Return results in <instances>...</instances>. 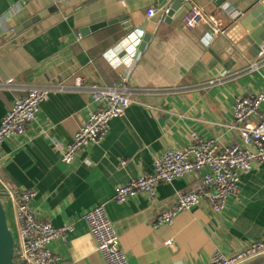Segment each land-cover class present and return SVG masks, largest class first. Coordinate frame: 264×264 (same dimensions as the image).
Returning <instances> with one entry per match:
<instances>
[{
	"label": "crops",
	"instance_id": "1",
	"mask_svg": "<svg viewBox=\"0 0 264 264\" xmlns=\"http://www.w3.org/2000/svg\"><path fill=\"white\" fill-rule=\"evenodd\" d=\"M62 1L0 0V123L18 97L32 88L49 90L26 134L4 142L0 186L34 190L30 205L39 216L55 226L74 224L50 245L53 252L76 264H106L83 219L101 203L130 264H208L217 251L229 255L263 239L264 165L241 175L239 191L223 211L205 201L162 226H155L159 214L178 192L195 189L202 171L161 182L155 198L140 193L118 202L114 196L117 186L152 172L166 149L188 144L192 132L221 146L238 143L233 105L238 97L264 90V63H258L264 56H252L245 47L230 52L212 47L210 23L190 29L181 18L162 21L172 0H87L47 16L30 29L31 36H12L16 26ZM191 1L213 14L223 30L219 35H226L235 14L252 0L220 6L215 0ZM150 8L156 9L151 16ZM116 18L127 19L133 29L126 32L119 21L87 35L80 31ZM254 63L260 66L253 69ZM125 76L132 100L126 113L110 121L100 142L73 163L63 162L53 141L71 142L95 108L94 87L119 88ZM78 77L84 80L80 87ZM241 264H264V255Z\"/></svg>",
	"mask_w": 264,
	"mask_h": 264
},
{
	"label": "built area",
	"instance_id": "2",
	"mask_svg": "<svg viewBox=\"0 0 264 264\" xmlns=\"http://www.w3.org/2000/svg\"><path fill=\"white\" fill-rule=\"evenodd\" d=\"M168 10L169 7L165 8L163 14L166 15ZM155 11V8H150L148 15H153ZM183 23L190 29L210 23L214 28L213 36L223 33V30L217 26L214 15L206 13L196 5H192L185 14ZM259 55L264 56V46L259 51ZM258 63H264V59ZM258 63L252 64L251 67L258 68L260 66ZM83 81L78 77L76 85L82 86ZM126 81L125 76L119 88L94 87L92 97L95 108L88 113L86 121L80 126L73 140L53 141L55 146L60 148L63 162L73 163L83 149L100 142L105 137L112 119L126 113L132 102L125 91ZM48 97V89L32 88L18 97L2 116L0 170L5 159L4 142L26 134L28 126L36 120L41 104ZM263 103L264 90L235 100L233 124L239 130L238 143L221 146L215 138H205L197 132H192L188 144L170 147L158 155L152 172L141 174L117 186L114 199L125 202L140 193L155 198L157 187L161 182H171L178 177L202 171L199 185L193 190L178 192L172 205L159 214L155 226L171 224L178 212L205 201L215 211H223L228 198L239 191L241 175L264 165V113L261 111ZM125 162L121 160V163ZM1 191L3 201L9 202L14 211L18 239V245L15 247V264H76L59 258L50 247L54 241L74 230L73 223L64 222L60 226H55L39 216L30 205L35 196V191L32 189L16 190L6 185L1 186ZM83 219L106 264H130L127 254L121 248L119 235L108 217L105 203L88 209ZM171 243L172 240L167 242V244ZM262 255H264V238L253 241L245 248L229 255L217 251L208 264H241Z\"/></svg>",
	"mask_w": 264,
	"mask_h": 264
},
{
	"label": "water",
	"instance_id": "3",
	"mask_svg": "<svg viewBox=\"0 0 264 264\" xmlns=\"http://www.w3.org/2000/svg\"><path fill=\"white\" fill-rule=\"evenodd\" d=\"M87 0H64L37 13L29 20L19 24L13 29L12 36L23 39V34L33 35L34 26L44 20L47 16L58 12H64L73 6ZM228 0H215V5L220 6ZM260 0H252L240 13L235 14L226 32V35H216L212 38V47H223L227 52L235 51L237 48H249L252 56L259 52L264 46V5L259 4ZM192 1L172 0L166 15L161 12L160 18L164 15V22L173 24L179 18L183 19L191 9ZM122 22L126 32L133 29V24L125 18L103 20L80 28L83 35L103 28L107 25ZM35 28V27H34ZM233 53V52H231ZM238 53L239 52H234ZM249 56V55H248ZM18 245L15 224L10 214V207L7 201L2 199L0 186V264H15V247Z\"/></svg>",
	"mask_w": 264,
	"mask_h": 264
},
{
	"label": "bare ground",
	"instance_id": "4",
	"mask_svg": "<svg viewBox=\"0 0 264 264\" xmlns=\"http://www.w3.org/2000/svg\"><path fill=\"white\" fill-rule=\"evenodd\" d=\"M128 86V85H127ZM116 118H118V117H116ZM235 129V128H234ZM1 178V177H0ZM2 179V178H1ZM191 190V189H190ZM243 248V247H242Z\"/></svg>",
	"mask_w": 264,
	"mask_h": 264
}]
</instances>
